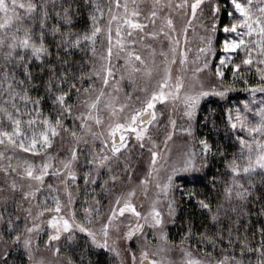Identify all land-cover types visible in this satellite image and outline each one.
<instances>
[{"label":"snow or ice","instance_id":"1","mask_svg":"<svg viewBox=\"0 0 264 264\" xmlns=\"http://www.w3.org/2000/svg\"><path fill=\"white\" fill-rule=\"evenodd\" d=\"M219 25L224 55L213 72ZM190 32L200 41L194 56ZM237 82L251 99L227 109L229 156L198 139L192 121L203 98H224ZM256 93H264V0H0V264L13 250L21 258L13 264H77L62 253L77 233L116 264L129 255L131 264H264V222L251 231L253 211L264 218V97ZM158 105L169 110L163 125ZM178 133L189 139L174 151ZM217 153L228 178L215 209L187 193L211 223L195 233L189 223L177 244L167 224L178 174L203 172ZM79 264L93 261L82 252Z\"/></svg>","mask_w":264,"mask_h":264},{"label":"trees","instance_id":"2","mask_svg":"<svg viewBox=\"0 0 264 264\" xmlns=\"http://www.w3.org/2000/svg\"><path fill=\"white\" fill-rule=\"evenodd\" d=\"M224 23L228 22L226 13L223 14ZM81 27L83 26V21L81 22ZM217 43L225 36L222 30V25L218 26L217 31ZM53 51H55L53 45ZM83 56L82 53L76 52L74 54V59L79 61ZM239 58L237 57V60ZM215 63V61H214ZM213 69V68H212ZM34 71H37L35 66ZM213 71V70H212ZM226 80L231 82L232 74L229 68L225 69ZM258 82V77L254 74L251 75L249 83L255 85ZM236 91L229 92L226 97L221 98L218 96H207L202 99L199 110L196 113V119L194 120L195 134L198 139L207 138L213 145H219L222 148H227L229 156L234 151V139L235 133L230 131L227 125V109L233 108L235 105L243 103L249 97V92L244 91V85L242 82H237L235 85ZM40 93H43V89H39ZM37 93L33 92L32 95L35 96ZM51 107L50 101H45L44 108L47 111ZM243 134V133H241ZM228 178V173L225 171V163L220 159L219 153L215 157H210L209 166L203 172L192 173L189 172L184 175L178 176L176 184L180 185L175 196L178 200V207L176 216L173 219L172 224L167 229L168 237L171 241L179 243L181 237L185 234L189 223L193 225V231L199 232L204 231V226L211 223L210 215L206 209H202L197 202L195 197L189 198L187 195L190 191H195L199 196L208 197L211 202L213 209H215L220 196L217 194V189L222 195L224 183L223 180ZM215 179L217 181L216 189L212 188V181ZM97 193L100 191L99 187H96ZM79 201V200H78ZM105 201V198H104ZM264 222V218H257L255 211H253L252 232H256L259 223ZM241 231L243 228L241 227ZM84 236H79L77 240H82L75 250H71V247L66 248L64 253L70 255L79 264L81 253L85 254V260L90 257L93 264H116L113 256L106 250L97 249L91 247L85 240ZM197 237H194L191 241L192 244H196ZM256 239H259L257 235ZM200 247H204L203 244ZM225 247L227 244L225 243ZM195 250V249H194ZM219 251V249H217ZM239 249L237 248V252ZM21 258L13 250V256L9 258L10 264L13 261H19ZM25 264H27V258H24Z\"/></svg>","mask_w":264,"mask_h":264},{"label":"rangeland","instance_id":"3","mask_svg":"<svg viewBox=\"0 0 264 264\" xmlns=\"http://www.w3.org/2000/svg\"><path fill=\"white\" fill-rule=\"evenodd\" d=\"M216 34H217V33H216ZM189 36H190V40H191L190 47H192V49H193V52H192L191 55L194 56V55H195V48L200 44V41H199L197 38H193L191 32L189 33ZM216 36H217V35H216ZM225 38H226V37L224 36V37L220 40L219 44L216 45V51H217V54L214 55V56H213V55H209V57H208V59H209L210 61H212V65H211V67L213 68V69H212L213 72L215 71V65H217V64L220 63V59H219L220 56L224 55L223 48H222V43H223V41H224ZM214 61H215V63H214ZM117 78H118V77H117ZM213 79H214V77H213ZM128 90H131V89H130V85L128 86ZM210 96H215V95H210ZM261 97H264V93H256V99H257V101H258ZM203 99H204V98H203ZM250 99H251V93L249 92V97H248L247 100H250ZM244 101H246V100H244ZM244 101H243V102H244ZM242 105H243V103H241V104H239V105H235V106L233 107V109H234L235 107H237V106H241V107H242ZM158 110H163L164 113H165L163 119L161 120V124L163 125V124L166 123V121H167V118H168V115H169V110H168L167 108H164V106H162V105H158ZM176 118L178 119V123H181V124L185 123V120L182 118V113H178ZM192 123H194V121H192ZM163 137H164V129H163V127H161V129H160V131H159V134H158L157 138H158L159 140L162 141V140H163ZM186 139H189V138H187V137H182V136L178 133L177 136H176V138H175L174 151H175V149H176L179 145H181L182 143H184V141H185ZM161 147H163L162 144H161ZM147 159H148V153H147V151L145 150V151H144V155H143V157H142V158H139V160H138L137 176L142 175V173H143L144 171H146V161H147ZM133 163H134V164L137 163V158H134ZM187 173H189V172H187ZM187 173H179L178 176H180V175H184V174H187ZM101 182H102V181H101ZM80 184H81V186H82V191H83V181H82V180L80 181ZM96 192H97V191H96ZM83 200H84V197H83V195H81L79 201H77V204H76L77 210H78V212H79L81 215H82V207L85 206V205H83ZM141 200H143V197H142V196H139V198H138V200H137V203L139 204ZM104 204H105V207H104L103 210H104V211H107V198H105ZM145 207H147V203H146V202H145ZM172 222H173V219L170 220L169 223L167 224V229H168V227L172 224ZM79 236H84V237L86 238V239H85L86 242H88V244L90 245V243H89V241H88V238L85 236V234H83V233H77L75 245H73V246L71 247V248H72L71 250H75V251H76V248L78 247V245H79L80 242L82 241V240H81V241H80V240H77V239L79 238ZM149 239L151 240L152 237L149 236ZM46 240H47V235H46V234L42 235V238H41V240H40V246H41L42 249H43V247H44V243H45ZM62 242H63V238H62ZM128 243H129V242H127V241H121V248H122V249H126V248L128 247ZM66 248H68V247H66ZM66 248H62V253H63L64 255H66V254L64 253V251L66 250ZM131 248H132V250L136 251L137 256H139L138 242H135V241L132 242V244H131ZM125 254L127 255V253H125ZM47 255H48V258H49V259H53V258L50 256V254H47ZM179 256H180V254H179V252L177 251V252H175V253L173 254V259L179 261ZM128 264H131L130 255L128 256Z\"/></svg>","mask_w":264,"mask_h":264}]
</instances>
